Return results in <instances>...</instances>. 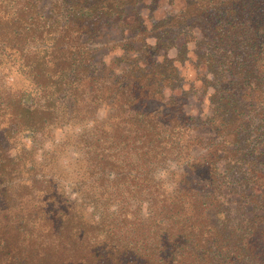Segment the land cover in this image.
<instances>
[{"label":"trees","instance_id":"obj_1","mask_svg":"<svg viewBox=\"0 0 264 264\" xmlns=\"http://www.w3.org/2000/svg\"><path fill=\"white\" fill-rule=\"evenodd\" d=\"M160 1L180 10L150 22ZM44 2L0 0V264H264V0ZM188 36L204 120L182 107ZM65 126L72 200L34 154Z\"/></svg>","mask_w":264,"mask_h":264},{"label":"rangeland","instance_id":"obj_2","mask_svg":"<svg viewBox=\"0 0 264 264\" xmlns=\"http://www.w3.org/2000/svg\"><path fill=\"white\" fill-rule=\"evenodd\" d=\"M44 1H45L44 3L47 5L46 7H48V3L52 0H44ZM44 9L46 10L47 8ZM179 10H180V5L177 3H175L174 5H170L166 1H160L156 5H154L153 3L150 5L149 3L146 4L142 8L141 13L145 18L149 19L150 17L151 19L150 22H158V20H162V18H164L165 16H169L170 14L174 12H178ZM149 23H147L146 25L147 31L152 27L151 26L152 24ZM122 36H126V34L123 33ZM109 37H112V39L115 42L108 44V46H106L107 48L101 51L102 54L100 57L105 61H109L113 55L115 56L121 53L122 46H125L124 42L117 41L121 38L118 33L111 31ZM153 41L154 40H152L151 38L147 39V44L150 45L148 49L151 52L152 51L156 52V58H158V60L162 59L164 56H167L168 58H177L176 48H170L167 49V51H165L166 49H161V48L156 49L155 43ZM176 43H178V45L181 46V39ZM138 46H139L138 41H136L132 45L133 49H136ZM186 46L189 47L188 52L190 51L186 56L188 61H186L185 63L177 62V66L181 76L184 79V81H182L184 90L186 91L187 96L191 98L185 100L184 105L182 107L184 108V111L188 116L194 118H200L204 120L207 116H209L211 112L209 95L212 89L208 83L205 82L203 83L202 81L204 71L201 69V67L196 66L197 60L195 62V58L192 53V51H196L194 47L195 45L189 36L188 38H186ZM108 49L110 50L108 51ZM206 77H209V75L207 74ZM180 84L181 83H179V86ZM102 113H103L102 111H99L97 113V116L99 117L102 116ZM77 132H78L77 129H73L67 126L63 127L62 129L58 128L49 137H44L40 139L34 146L36 148L34 154H35V159L37 161H42L44 164H48L49 162L48 159L53 155L54 157L53 161L50 162L45 167L48 170L51 167V165L54 166L53 170L49 172L47 178L50 179L51 176L50 174L54 173L52 174L51 177L53 178V180H55V182L57 183L59 182V188L63 187V189L67 193L66 195H68L71 200L76 198L75 192H77L78 190V188H76V191L73 189V186L75 184L78 187V184L76 183V179H75V172L73 169L75 166L79 164L78 160H75L77 158V150L80 151V154L82 153L83 155V150H79L77 139L73 135V134L77 135ZM61 142L63 145L61 144V146L59 147L60 149L55 153L51 152L52 147L56 144L58 145ZM23 143H26L29 146L31 145V142L26 138L23 139ZM198 150L199 149H197V151L193 154L195 155L198 154L200 152ZM74 151L76 152V154H74ZM56 155L59 156V158H57ZM42 158H46V160H43ZM190 159L191 158H189V161H191ZM179 167H180L179 164L178 165L170 164L168 170H174L176 176V174H178ZM151 176H153L154 178L166 177L165 174H162V170H155L154 172L151 173ZM89 206L87 212L90 213L91 206L90 207Z\"/></svg>","mask_w":264,"mask_h":264}]
</instances>
